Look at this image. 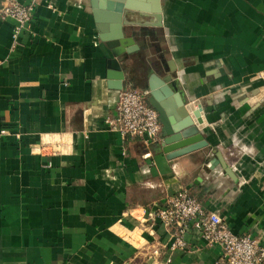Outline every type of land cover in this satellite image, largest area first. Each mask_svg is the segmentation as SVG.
Segmentation results:
<instances>
[{
	"label": "crops",
	"instance_id": "1",
	"mask_svg": "<svg viewBox=\"0 0 264 264\" xmlns=\"http://www.w3.org/2000/svg\"><path fill=\"white\" fill-rule=\"evenodd\" d=\"M34 2L14 44L0 17V264H226L192 228L172 246L151 215L182 188L264 245V0H159L161 25L117 57L122 86L146 89L153 69L204 102L208 146L173 158L161 132L105 122L118 77L90 0Z\"/></svg>",
	"mask_w": 264,
	"mask_h": 264
},
{
	"label": "built area",
	"instance_id": "2",
	"mask_svg": "<svg viewBox=\"0 0 264 264\" xmlns=\"http://www.w3.org/2000/svg\"><path fill=\"white\" fill-rule=\"evenodd\" d=\"M34 6V0L28 4L17 0H0V17L15 20L13 44L20 29L29 24ZM147 95V89L121 86L117 93L115 115L107 116L105 122L121 134L138 135L145 142L160 139L158 112L148 102ZM151 215L162 224L175 227L174 247L185 246L183 234L192 228L206 243L220 246L221 259L226 264H264V245L249 234L232 231L217 211L206 209L186 188L168 195L165 203L157 206Z\"/></svg>",
	"mask_w": 264,
	"mask_h": 264
},
{
	"label": "water",
	"instance_id": "3",
	"mask_svg": "<svg viewBox=\"0 0 264 264\" xmlns=\"http://www.w3.org/2000/svg\"><path fill=\"white\" fill-rule=\"evenodd\" d=\"M90 2L100 37L114 54L111 66L117 71L114 73L118 77L114 85L120 88L123 71L118 58L121 54L127 55L139 48L135 36L149 32L146 25L157 27L161 25L159 0H149L148 7L138 5L135 0H90ZM131 10H143V12L141 11L142 14L136 12L137 17L133 15L135 11ZM145 15H148V19ZM130 25H138V27L129 32L127 27ZM169 68L172 69L170 65ZM172 80L173 74L160 75L152 69L147 76L145 86L148 91V102L158 112L162 134L160 144L167 158L208 146V141L201 132L202 127L207 124L203 111L204 102L201 100L184 102ZM216 156L211 160V164L220 163L227 172H230L218 151Z\"/></svg>",
	"mask_w": 264,
	"mask_h": 264
}]
</instances>
